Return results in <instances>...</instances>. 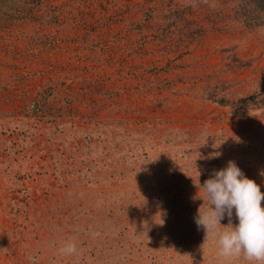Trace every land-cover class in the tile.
<instances>
[{"label":"rangeland","instance_id":"rangeland-1","mask_svg":"<svg viewBox=\"0 0 264 264\" xmlns=\"http://www.w3.org/2000/svg\"><path fill=\"white\" fill-rule=\"evenodd\" d=\"M253 3L44 0L32 16L56 22L0 19V264H264L194 219L229 160L264 192V105L217 99L264 96Z\"/></svg>","mask_w":264,"mask_h":264},{"label":"clouds","instance_id":"clouds-1","mask_svg":"<svg viewBox=\"0 0 264 264\" xmlns=\"http://www.w3.org/2000/svg\"><path fill=\"white\" fill-rule=\"evenodd\" d=\"M202 187L203 197L199 198H206L209 207L207 210L199 207L194 218L197 226L205 229L206 236L215 233L222 255L243 253L250 262L264 261V192L261 186L245 175L234 160H229L225 167L215 170ZM234 212L238 219L235 225L231 222ZM225 215L229 223L221 230L219 225ZM61 251L76 253L75 242L66 241Z\"/></svg>","mask_w":264,"mask_h":264},{"label":"trees","instance_id":"trees-1","mask_svg":"<svg viewBox=\"0 0 264 264\" xmlns=\"http://www.w3.org/2000/svg\"><path fill=\"white\" fill-rule=\"evenodd\" d=\"M247 2L253 3L256 6V11L259 9H264V0H246ZM39 6H44V0H0V19L3 17H6L8 15H10L12 13V11L14 12H23L25 13V15L27 16V18L31 19L34 18L35 20H49L48 23L51 22H56L57 21V14H55L53 12L54 9H56V6H54L51 10V14L48 16V14H44V15H40V16H32V12L38 8ZM48 6V5H47ZM12 10V11H11ZM29 15V16H28ZM256 17H259V15H257ZM47 83V81H46ZM45 83V85H46ZM49 87V86H48ZM45 87L39 92V99L38 101L42 104V106L45 105V101L49 96V92H47V88ZM219 99V102L221 104H232L236 107L239 108H249V107H260L262 105H264V96H257L255 94H250L244 97H240L238 99H230L229 97H219L217 98ZM45 108V106H44ZM144 153H147V150H144ZM143 187H147L143 186ZM162 191H164V188H159ZM183 189V188H182ZM185 189V188H184ZM132 192H135V190H133ZM163 194V198L165 200H168V195H175L174 191L171 190V188H169V191L167 193H162ZM178 196V195H175ZM162 198V200H163ZM164 206L166 201L161 202ZM171 209V206H170ZM161 211V210H160ZM162 213H165V211L162 209ZM115 225V224H114ZM111 229V228H110ZM119 259H117L118 261Z\"/></svg>","mask_w":264,"mask_h":264}]
</instances>
